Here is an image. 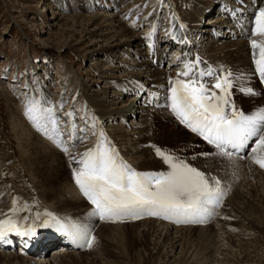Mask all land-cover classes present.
<instances>
[{"label":"rangeland","instance_id":"374dc122","mask_svg":"<svg viewBox=\"0 0 264 264\" xmlns=\"http://www.w3.org/2000/svg\"><path fill=\"white\" fill-rule=\"evenodd\" d=\"M99 1L0 0V203L2 202V205H8L9 208L12 209L13 199L15 198L17 200L16 206L19 209L17 213H15V217L19 219L27 216L29 217L28 223H31L36 218V213H40L39 219L36 220L37 226H39V224L43 222V220L48 218L45 215L47 211H43V209L48 208L47 210H50V213L53 212L52 214L58 217H60L62 213L68 214L70 217L72 216L71 218L77 223L86 224L88 227H90L92 235L94 234V236H96L97 228H99L101 225L123 226L132 223H141L139 221L144 220H152L154 222H157L159 227L165 222L170 223L171 225L176 227H193L188 226L193 224H197L196 226H205V223H207L206 219H204L203 222H193L192 220H190L189 222H176L175 219H165L162 216H153V219H151L150 217L142 218V220L130 219L131 217L117 220H100L98 217L95 218L88 215L89 209H92V205L89 201L88 203L91 205V207H89V204L85 206V209H87L83 215H74L77 210L75 211V209H73V211L67 208L65 209L67 211H59V208L54 209L50 206L52 204L47 201H43V199L40 198L39 191L41 190V187L39 185V178L36 177L37 175L33 174L31 167L29 166L30 163L27 160V155H25L24 149L22 150V147L20 146V143L16 138L17 131L14 129V125L17 123V119L15 118H20L21 116H23V120L25 121L24 123L27 125V127H29V130H31L33 136L37 134L39 138H43V136L44 138L46 137V141H43L59 152H61V150L63 151L64 147V149H66L64 150V152H68V154L73 155L75 154L73 150L74 147H72L74 144H71L72 140H70L71 134L69 130H71V123H75V125H77L79 128L77 129L75 128L77 126H74L73 130L75 132H79V130L81 131V133H79V136L82 137L80 139L76 138L79 140L77 142H89V145L92 147L90 149L96 147V142L99 137L98 135H93L95 134V132L92 128L89 129V125H84V123H86L85 118H82L84 116V109H82L79 101V95L75 94V91L79 85V82H82L84 80L87 83H92L93 80H98L100 84L102 80L99 79V71L105 69V65L107 62H109L110 64H114V62L112 61L116 62L120 58L109 60V58L102 57L101 54L92 56L89 52L90 50H88L86 33L81 27L75 26L71 19L68 18V16L76 12L82 15L90 13L96 14V12L106 13V11L103 10L105 8H102V5L98 4ZM104 1L107 4L110 3L111 7H114L112 5H114L113 1H115L116 13L122 11L126 16L125 19L127 21H134L138 14V19L140 20L141 25H143L139 27V31L147 29L153 30V28L157 27L156 29L159 28V35L163 36L162 33H164L165 35H168L170 40H175V43H179L176 42L179 41V39H183L181 41L183 42L185 39L187 40V38L189 41L194 42V44L191 45L189 49L187 47H177V44L175 45L176 47L172 49L170 45L166 48L163 45L160 46V48L163 47L166 51L165 58L163 59V61H161L160 65L157 66L162 73V79L161 77L159 79L163 84L164 90L162 88H158L161 98L157 99V105H154V107L162 108L160 109V111H158V113H155V111H150L148 113L147 119L149 124H153V121L155 120V124L148 125V129L150 130L151 134H164L165 137H162V141L163 138L165 142L167 141L166 146L173 147L172 144L177 143L173 140L174 136H172V134L177 129L175 123H178L175 120L173 123V119L170 116L172 113L169 111L170 108L168 106V97L170 95L168 91L170 87L169 80L173 78V75H177L178 72H181L183 70L184 63L187 61H194L196 57H199L203 62H206L200 65L201 68H206L208 65H212L214 67L223 65L225 71L231 69L233 73L240 75L242 73H239L240 69L238 68L239 71L236 70L239 64L238 62H236L234 55L230 56V52L237 53L240 52L239 50H244L243 53L240 54H245L247 56V61L251 62L250 68L253 69V72L248 73V76H250V79H254L253 81L251 80L252 82L249 84H243L242 80L247 76L245 73H242L243 79L240 81V83L245 86L252 87L257 94L246 96V94L241 93L238 88L234 87L232 90V96H234L233 100L237 104V108L239 110H242L245 114H252V111L249 108V105L254 102V99L252 98H264V88L262 87V84L264 82L260 80L259 75L255 71L252 58V49L250 48L249 43L250 39L254 38L250 36L253 22L251 24H249L250 21L248 22V19H253L254 13L260 7H264V0H256L254 2H250V0H243L245 5L244 7H246L245 10L246 12H248L243 16L247 18V20H245V22H247L245 24L246 31L243 34L231 31V29L228 28L231 27L230 24H228L227 26L226 22L224 23L225 25H222L223 28L221 25L219 26L218 23H210V20L214 16H216L215 13L212 15L208 14L206 15L207 17L203 18V21L210 25V31H205V34H202L201 37L198 36L197 31L190 25L191 22L185 19L184 15V7H186V4L190 3L191 1H193L192 4L195 5V10H197L196 12H194V10L193 13L197 14V12H200L202 8L201 0H186V3H184V0H162L161 5L163 6L161 7L158 5V0H140L141 8L136 6L134 0L127 1V3H124L125 5H119L121 2L123 3L124 0H102L101 2ZM222 2L225 3L223 0ZM226 2H231L230 5L235 4V6L238 4V2L236 4L235 0H226ZM130 7H135L133 12L130 10ZM155 8H158L159 10H156ZM148 9L150 10V13L152 12V14H154L153 12H155V10L157 11L156 16L154 15L153 20H151V17L149 16L148 18L146 17V19L144 17L147 16L148 13H145V10L148 11ZM191 10H193V8H191ZM141 12L143 13L140 14ZM237 15L236 19H239V16ZM56 16L57 20H55ZM243 17H240V19H242ZM177 19H179V22H181V24L185 25L184 28L179 29V32H176L173 28L175 27L173 20ZM187 27L191 28L189 31L186 30V38L184 36V30L187 29ZM211 28L221 31L224 29V32L217 38L215 36H212L211 34H208L211 33ZM171 37H173V39H171ZM152 41L156 42L155 38ZM144 46L145 48L149 47V45ZM173 49H175L176 51ZM180 51L184 57L180 59L179 55L177 57L178 59L174 58L176 57V53ZM26 84L31 85V87L27 90L25 89ZM96 88L97 87H94V89ZM147 89H150L149 86ZM151 90L153 91V89ZM26 91L29 95L40 97L42 102L43 98L47 97V99L50 100L52 105L56 108V113L59 119V127L62 133L60 137L62 143L58 144L54 141V139H51L48 136L44 135L34 126L33 122L25 114ZM43 93L45 96L42 95ZM132 93L130 95H132ZM147 102L148 100L145 103ZM21 105L24 106L22 107ZM149 105H151V103H149ZM69 112H71L72 114L67 115V113ZM108 124L105 123L102 127L104 128L105 126L106 128ZM68 126L70 127L69 129ZM83 126L85 127L83 128ZM165 127L168 128V132H165L167 131ZM64 128L66 132L62 131ZM187 130L188 131L185 130L186 134H195L199 136L197 133L192 132L189 128H187ZM66 134H68V136ZM182 142L186 141L184 140ZM197 146H199V144H197ZM202 146L203 148H209L205 143ZM177 149L180 150L181 153V148ZM209 150L211 149H204V151L202 152L207 153V151L209 152ZM173 152L174 151L172 150L169 153ZM76 154L78 155L79 152ZM199 155L200 153L195 154V156L197 157H199ZM255 155H258V152ZM78 157H81V154H79ZM121 157L124 159V161L130 164V162L127 161L128 159L126 157ZM154 157L155 155L153 153H150L148 155V158L150 159H153ZM62 159L64 160V158ZM157 159L161 158L157 157ZM187 162H190V160H187ZM64 166L67 175L69 176H71L73 168L79 167V165L73 160H68L67 162L64 160L62 167ZM240 168H238L239 171L233 170L226 162L225 156L223 157L218 155L212 163L210 174L208 172L206 174L221 181V187L226 190V195L224 196L221 206L215 209L216 214L211 217L212 219L210 218V220H213L214 223H216L215 227L219 228L216 229L214 227L216 229V242L214 244H210L208 246V249H206L207 246L204 245L203 248L198 251L199 254L197 261L201 264H239L238 260H240L242 264H264V238L258 233H251L249 225L242 223L239 224V219L234 217V215L236 216L237 213L232 214L233 210L241 212L240 215H249V217H251L252 219H256L255 221L259 224L263 223L262 225L264 226V201L260 199L261 195H264V191L263 193L261 192L262 187L255 190L254 185L252 186L255 181H253V179L249 177V171L247 169L246 171L244 167H242L241 169ZM256 168L264 171V168H261L259 166H257ZM39 170L40 168L38 169V171ZM220 170H222L223 172H221ZM225 173L227 174V176ZM234 173L236 175H234ZM42 174V171H40L39 175L43 176ZM63 177L65 176L60 173L57 180L63 179L62 183H65L64 180H67L68 178V181H71V178L69 179L68 176L67 178ZM41 180V183L46 182L45 179H40V181ZM71 182L74 183L73 181ZM46 184L48 185L47 182ZM263 184L264 182L262 183V186ZM73 187L75 191L78 188L75 183ZM239 188L242 190H246L244 194L247 193L246 195L248 198L244 203L243 201H241V203L239 202L240 206H237V196H235L234 198V196L232 195H235L234 192H236ZM77 191H79V189ZM78 193L79 194L78 196H76V198H85L80 193V191ZM52 202L55 204L56 201L52 200ZM225 204L227 205L228 212L233 208L231 211V220L226 216L227 213L225 212ZM25 205H27V208H25ZM223 210L225 211L223 212ZM8 215H12V213L0 210V219L7 218ZM82 218L84 220L83 222L81 221ZM229 220L230 222L232 221V226L225 227L223 223ZM127 228H129V226ZM220 229L222 230L219 231ZM111 231V234L115 232L118 235L121 230L118 232L117 230L112 229ZM219 233H222L221 236ZM229 235H231L234 240V243L231 245L224 241V238L228 237ZM105 237H107V241L104 240V243L106 244L105 246L108 251L104 250L98 253L97 258L99 259L102 256L103 259H99L100 261L97 259L98 262L96 264H115V261L118 260H116V255L112 251H120L122 254V263L116 262V264H142V262L140 261L138 263L137 261H135V259H131V256H128L129 259H127L128 252H125L127 250H125L124 248L122 250L120 245H118L117 247L118 243H116V239L114 237L108 238V236H104V239ZM0 250L6 251V253L16 252L19 255H24V253L20 252L17 249V246ZM74 250H76L77 252L85 251L80 247L75 248ZM99 250H101V248L96 249V251ZM52 251L53 250L49 247L47 249V252L44 253L45 257L50 256ZM175 253H180V247H177L175 249ZM175 253L173 254L176 255ZM194 255L193 257H191L189 264L196 263ZM180 256L181 255H177L175 257L178 258ZM204 256H207V258H204ZM92 257L94 256H91V258ZM56 264L63 263H61L60 261ZM72 264H89V262L87 260H83Z\"/></svg>","mask_w":264,"mask_h":264},{"label":"bare ground","instance_id":"6f19581e","mask_svg":"<svg viewBox=\"0 0 264 264\" xmlns=\"http://www.w3.org/2000/svg\"><path fill=\"white\" fill-rule=\"evenodd\" d=\"M101 1H99L98 4L99 5L101 4L102 8L103 7L105 8L103 10H105L106 13L96 12V14L90 13V14L82 15L76 12L68 16V18L71 19V21L74 23L75 26L81 27L83 31L86 33L88 50H90L89 52L91 53L92 56L101 54L102 57L109 58V60L112 59L115 60L120 58L116 62L112 61L114 62V64H110L109 62H107L105 65V69L99 71L100 72L99 79L102 80L100 84L98 80H93L92 83H87L84 80L82 82H79V85L75 91V94L79 95V101L81 107L82 109H84V116L82 117L83 119L85 118L86 120L85 121L86 123H84V125L85 126L89 125V129L92 128L93 131L95 132V134L93 135L94 136L98 135L99 137L96 142V146L101 139L99 133L100 131H103L106 134V139L110 141L112 145H114V147L118 150L119 155L124 156V158L126 157L128 159L127 161L130 162L131 166L135 169L137 168L136 169L137 171L147 172V171L168 170V166L163 163L162 158L157 159V156L155 154V148L153 146H158L166 152H170L173 150L174 152L170 154L174 155L175 153V157L179 159L190 160V162H188L190 165L205 172V174H207V172L210 174L212 163L215 160V158L218 156L217 154H215L218 152V150L215 148L214 145H210L205 140H203L201 136H197L195 134H186L185 130L188 131L187 127L180 123L177 117L172 113L171 109H169V111L172 113L170 116L173 119V121L172 120L171 121L174 123L175 120L179 123V124L175 123V126L177 127L176 129L177 132L175 131L172 134V136L175 137V138L173 137V140L177 142L175 144H172L173 147L166 146L167 141L165 142L164 138L162 141V137H165L164 134L162 133L159 135H157V133L151 134L150 130L148 129V125L155 124V120L153 121L154 122L153 124L148 123V119H147L148 113L150 111H155V113H158V111H160V109L162 108V107L160 108L154 107V105L155 106L157 105L156 102L157 99L161 98V96L159 95L160 91H158V88L163 89V84L160 82L159 79L162 76L161 75L162 73L157 66L160 65L161 61H163V59L165 58L166 51L163 47L160 48V46L163 45L166 48L167 46L170 45L172 49L175 48L176 47L175 45L177 44V47L180 48L187 47L189 49V47L193 45L194 42L189 41L188 38L186 37L187 40L185 39L183 42H181L183 39H179V41H176L179 43H175V40L174 41L170 40L168 35H165L164 33H162L163 36L159 35L158 34L159 28L156 29L157 27L155 28V32L149 29L139 31L140 30L139 27L143 25H141V22L138 19L139 18L138 14L134 21L132 22L127 21L125 19L126 16L122 11L116 13L115 1H113L114 5H112L114 7H111L110 3L109 5L105 1L104 2ZM127 1L129 0H124L123 3L120 1L121 3L119 5L127 3ZM201 1H202V8L200 12H197V14L193 13V11L195 10V5L192 4L193 1L186 4V7H184L185 10L183 9L185 13L184 14L185 19L191 22L190 25L197 31L198 36L201 37L202 34H205V31H210L209 30L210 25L208 23H205L203 21V18L207 17L206 15L208 14L212 15L215 13L216 16H214L210 20V23L215 22L218 23L219 26L220 25L222 26L226 22L227 26L228 24H230V26L232 27V28L228 27L231 29V31L238 32L241 34H243L246 31L245 24L247 22H245V20H247V18L243 16L248 12H246L245 10L246 7H244L245 6L244 1L243 3H240V0H235L236 4L238 2L236 6L235 4L230 5L231 2H226V0H223L225 3H223L222 0H201ZM254 1L256 0H250V2H254ZM134 2L136 6L141 8L140 0H134ZM184 3H186V0H184ZM161 4H162V0H158V5L160 7L163 6ZM214 4L218 5V8L216 10L215 7L211 9ZM135 7H130V10L133 12ZM158 8L155 9L159 10ZM191 8H193V10H191ZM237 8H242L243 11L237 12L234 15L233 10ZM156 10L155 12H153L154 14H152V12L150 13L149 9L148 11L145 10V13H148L147 16H144L145 19L146 17L148 18L149 16L151 17V20H153L154 15L156 16V12H157ZM196 11L197 10H195L194 12ZM142 13L143 12H141L140 14ZM236 15L239 16V19H236ZM240 17L243 18L240 19ZM55 20H57V16L55 17ZM248 22L249 24H251L253 22V19L252 18H250V20L248 19ZM190 28L187 27V30L189 31ZM150 32L152 33V35L149 37L146 34ZM223 32L224 29L221 31L211 28V33L208 34H211L212 36L218 38L219 35H221ZM154 38L156 42L152 41L154 40ZM254 39L264 40V37L255 36ZM144 45L147 46L149 45V47L145 48ZM239 51L240 52L237 53L230 52L231 53L230 56L234 55L236 62H238L239 64L236 70L239 71L240 69L239 73L241 72L243 74L245 73L247 76L242 80V83L249 84L254 79V78L250 79L249 78L250 76H248V73L253 72V69L250 68L251 62L247 61V56L245 54H240L243 53L244 50H239ZM179 55H180V59L184 57L180 51L176 53V57L174 58L178 59L177 57ZM176 78L177 75H173L172 79H176ZM137 82H139V84L142 85L143 87L142 88L138 87ZM148 86L150 88L149 90L147 89ZM94 87L97 88L94 89ZM151 89H153V91ZM131 93L132 95H130ZM42 95L45 96L44 93ZM246 96H251V95H246ZM233 99L234 96H232V100ZM252 99H254V102H252V104L249 105V108L252 111L251 113H253L255 110L259 108L264 107V98L253 97ZM147 100L148 102L145 103ZM150 102H152L151 104L152 107H150L149 105ZM168 103H170V101H168ZM235 105L237 107L236 103ZM21 117L15 118L17 119L16 120L17 123L14 125V129L17 131L16 138L19 141L22 150L24 149L25 155H27V160L30 163L29 166L31 167L33 174L37 175L36 177L39 178L38 179L39 185L41 187V190L39 191L40 198L43 199V201H47L50 204H52L50 206L53 207L54 209L59 208V211H63L67 208L71 210L75 209V211L76 210L77 211L74 215H83L87 209V208L85 209V206H87L89 203L88 201H86L85 198H76V196H78L79 194L78 193L79 191H77L78 190L77 187H76L77 188L76 191L74 189L75 186L73 187L75 182L73 180L72 172H71V176L67 175L65 166L64 167L62 166L64 160L66 162L68 160L71 161L72 157H75L76 159L79 160L80 159V157H78L79 154L82 155L85 151L92 148L89 145V142L88 143L77 142L79 140L76 138L79 137V132L81 133V131L79 130V132H75L73 129L74 126L77 125H75V123H71L72 124L71 130H69L71 137L70 136L69 137L70 140H72L71 144H74L72 147H74L73 150L75 154L73 155V154H68V152H64L65 150L64 147H63V151L61 150V152H59L54 148L50 147L49 144H46V142L43 141L47 139L46 137L44 138L43 136L44 139L39 138L37 134L33 136L31 130H29V127H27V125L24 123L25 121L23 120V116ZM94 118L96 121L95 126H93ZM105 123L107 124L109 123V124L106 128L105 126L103 128L102 126ZM85 126H83V128ZM69 128L70 127L68 126V129ZM165 129L167 130L165 132H168V128L165 127ZM184 140L186 142H182ZM204 143L209 148H203L202 145ZM251 143L252 144L249 147V151L243 157L232 155L230 158L229 157H225V158H226V162L228 163V165H230V167L233 170L236 171L240 167L241 168L244 167L245 170L247 169L249 171V175H250L249 177H251L253 181H255L254 184H252V186L254 185L255 190L262 187L261 192L263 193L264 184L262 186V183L264 182L263 181L264 171L256 168L258 165L253 162V156L256 153H253L251 151V148L252 146H254L255 143V138ZM197 144H199V146H197ZM176 147L181 148V153L180 150H178ZM204 149H211L209 150V152L207 151V153H209L210 155L207 156L199 155V157L195 156V154L197 153L200 154L206 153V152H202L204 151ZM78 152L79 154L77 155L76 153ZM150 153H153L155 155L153 159L148 158V155ZM260 154L264 155V153L258 151V155ZM62 158H64V160ZM39 168L40 170L38 171ZM40 171H42L43 176L39 175ZM220 171L223 172L222 170ZM60 173L63 176H65L63 178H67L68 176L69 179L71 178V181H73L74 183L68 181V178L67 180H64L65 183H62L63 179L57 180L58 175ZM234 175L236 174L234 173ZM40 179H45L48 185L46 184V182L41 183L42 180L40 181ZM244 192H246V190H242L239 188L237 189L236 192H234L235 195H232L234 196V198L235 196H237L236 197L238 199L237 206H240L239 204L241 203V201H243L244 203L245 200L248 198L246 195L247 193L244 194ZM260 199L264 201V195H261ZM52 200L56 201L55 204L52 202ZM1 203H0V210L5 212H10L9 206L4 204L2 205ZM89 207H91V205ZM47 209L48 208L43 209V211H47V213H50V210ZM232 209L230 210L229 208L230 211L228 212L227 205L225 204L226 211L223 210V212L225 211L227 213L226 216L230 218V220L232 219L231 215L237 213L236 216L234 215V217L239 219L238 222L239 224L240 223L248 224L251 229V233H258L260 236L264 238V226L262 225L263 223L259 224L258 222L255 221L256 219L255 220L252 219L251 217H249V215L248 216L240 215L241 212L238 211L233 210L234 213L232 212L231 214ZM90 211L91 208L89 209L88 213ZM71 217L65 213H62V215L60 216V218L70 219L73 222H76ZM148 217L153 219L152 215H147L142 213L138 220H142V218H148ZM210 218L211 217L206 219L207 223H205L206 224L205 226H196L197 224L188 225L193 227H176L167 222H165L163 225L159 227L157 222H154L152 220L139 221L141 223H132L123 226L99 225L100 227L97 228L96 230L97 232L95 236L96 238L95 242L91 248H88L86 246L82 247L80 246L79 242H78V246L76 247L64 248L61 245L51 246L55 243V241H58L60 239L59 236L60 233L52 228H40L39 226H37V235L35 237L24 238L23 246H20L18 244L21 252L24 253V255H19L16 252L6 253V251L0 250V264H53V263L56 264L59 263L60 261L63 264H72L83 260L84 261L87 260L89 264L90 262L91 264L93 263L96 264L98 260L102 258V256L99 259L97 258L98 253L104 250L108 251L105 246L106 244L104 243V240L107 241V237H105L104 239V236H108V238L114 237L116 239V243H118L117 247L118 245H120L122 250L123 248L127 250L125 251L128 252L127 257L131 256V259H135V261H137L138 263L140 261L142 262V264H189L191 257H193V255L195 254L194 255V258L196 259L195 264H199L200 262L197 261L199 254L198 251L202 249L204 245H206L207 246L206 249H208V246L210 244H214L216 242L215 231L216 229L219 228L215 227L216 223H214L213 220H210ZM230 220L223 223V225L225 227L232 226L231 224L232 221L230 222ZM81 221L82 222L84 221L83 218ZM128 226L129 228H127ZM112 229H115L118 232L121 230L119 232L120 234L118 233L117 235L115 232L111 234ZM221 230L222 229H220L219 231ZM14 235H15L14 233L9 234V236H14ZM224 241L229 245L234 243V240L231 235L224 238ZM49 245L51 246L50 249H52L53 251L50 256L46 255L47 257H45L44 253L47 252ZM77 247H80L81 249L84 250L86 248L88 249H86L85 251L83 250L84 252H77L76 250H74ZM177 247L178 248L180 247L179 254L175 253V249ZM8 248L10 247L7 246L4 241L0 240V249H8ZM97 248H101V250L96 251ZM112 252L115 253L116 260H118V261L114 260L115 264L116 262L122 263L121 252L120 251L118 252L112 251ZM173 253H175L176 255H174ZM177 255H181V256L177 258L175 257ZM91 256L94 257L91 258ZM204 258H207V256H204ZM127 259H129V257ZM239 261L240 260H238V263L242 264L241 261L240 262Z\"/></svg>","mask_w":264,"mask_h":264},{"label":"snow or ice","instance_id":"6c2138e0","mask_svg":"<svg viewBox=\"0 0 264 264\" xmlns=\"http://www.w3.org/2000/svg\"><path fill=\"white\" fill-rule=\"evenodd\" d=\"M242 11V8H237L233 14ZM179 27L184 28L185 25ZM146 35L150 37L152 33ZM250 36L264 37V7L254 13ZM249 43L255 71L264 82V40L253 38ZM202 63L205 62L199 57L185 62L177 78L169 80L168 106L172 113L181 124L208 144L214 145L218 150L215 153L217 155L230 158L233 153L228 151L229 148L239 151L253 138L255 143L251 151L264 153V107L252 114H245L232 100L234 87L246 95L257 93L252 87L240 83L242 73L235 75L231 69L225 71L223 65L201 68ZM137 86L143 87L139 82ZM30 87L25 85L26 90ZM25 114L44 135L58 144L62 143L56 108L47 97L42 102L40 97L29 95L26 91ZM95 123L94 118L93 126ZM99 136L101 139L95 148L85 151L79 160L72 157L79 165L72 169L73 180L80 193L93 206L88 213L90 217L117 220L130 216L139 219L144 213L175 219L176 222H203L214 216L215 209L223 203L226 190L221 187V181L206 175L186 160L153 146L156 156L162 158L168 170L140 172L123 160L103 131H100ZM253 162L264 168V155H254ZM16 205L17 200L14 198L10 209L12 215L0 219V240L10 233L25 238L37 235L36 220L40 213H36V218L28 223L27 216L19 219L15 217L19 210ZM45 215L48 218L39 224L40 228L55 229L73 242H79L82 247L93 246L96 238L86 224L63 219L52 213L46 212Z\"/></svg>","mask_w":264,"mask_h":264}]
</instances>
